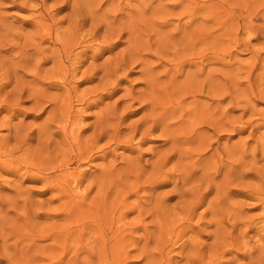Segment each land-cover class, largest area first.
<instances>
[{"label":"rangeland","instance_id":"1","mask_svg":"<svg viewBox=\"0 0 264 264\" xmlns=\"http://www.w3.org/2000/svg\"><path fill=\"white\" fill-rule=\"evenodd\" d=\"M0 264H264V0H0Z\"/></svg>","mask_w":264,"mask_h":264},{"label":"bare ground","instance_id":"2","mask_svg":"<svg viewBox=\"0 0 264 264\" xmlns=\"http://www.w3.org/2000/svg\"><path fill=\"white\" fill-rule=\"evenodd\" d=\"M263 37V36H262Z\"/></svg>","mask_w":264,"mask_h":264}]
</instances>
